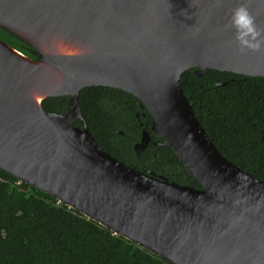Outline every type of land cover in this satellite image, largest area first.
<instances>
[{
	"label": "water",
	"instance_id": "95a60500",
	"mask_svg": "<svg viewBox=\"0 0 264 264\" xmlns=\"http://www.w3.org/2000/svg\"><path fill=\"white\" fill-rule=\"evenodd\" d=\"M240 5L264 29V0H0L22 45L0 39V169L171 264H264V181L219 152L180 84L189 70L264 78V51L238 50L227 27ZM53 38L83 50L37 43ZM91 86L136 97L153 122L135 154L162 138L201 189L104 151L78 104ZM62 96L65 113L43 108Z\"/></svg>",
	"mask_w": 264,
	"mask_h": 264
},
{
	"label": "trees",
	"instance_id": "16d2710c",
	"mask_svg": "<svg viewBox=\"0 0 264 264\" xmlns=\"http://www.w3.org/2000/svg\"><path fill=\"white\" fill-rule=\"evenodd\" d=\"M0 39L22 48L1 28ZM180 84L219 152L264 181V78L214 70L197 77L189 70ZM68 101V96L51 97L42 106L65 113ZM78 104L94 140L111 156L138 171L201 189L174 151L156 144L162 138L151 134L148 148L135 154L140 123L149 129L153 122L136 97L91 86L80 91ZM0 264L171 263L0 169Z\"/></svg>",
	"mask_w": 264,
	"mask_h": 264
},
{
	"label": "clouds",
	"instance_id": "9594fccd",
	"mask_svg": "<svg viewBox=\"0 0 264 264\" xmlns=\"http://www.w3.org/2000/svg\"><path fill=\"white\" fill-rule=\"evenodd\" d=\"M230 27L235 30V40L240 51H264V29L257 27L254 17L244 5L234 8L229 18Z\"/></svg>",
	"mask_w": 264,
	"mask_h": 264
},
{
	"label": "bare ground",
	"instance_id": "6f19581e",
	"mask_svg": "<svg viewBox=\"0 0 264 264\" xmlns=\"http://www.w3.org/2000/svg\"><path fill=\"white\" fill-rule=\"evenodd\" d=\"M37 43L44 51L50 53L56 52L59 54H65V53L78 54L80 53V51L83 50L82 48L68 46L67 43L61 42L55 38L44 42L37 40ZM32 97L34 102L40 99V96L37 94H34Z\"/></svg>",
	"mask_w": 264,
	"mask_h": 264
}]
</instances>
